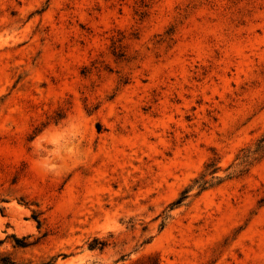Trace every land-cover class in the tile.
I'll list each match as a JSON object with an SVG mask.
<instances>
[{
    "label": "rangeland",
    "instance_id": "rangeland-1",
    "mask_svg": "<svg viewBox=\"0 0 264 264\" xmlns=\"http://www.w3.org/2000/svg\"><path fill=\"white\" fill-rule=\"evenodd\" d=\"M0 264H264V0H0Z\"/></svg>",
    "mask_w": 264,
    "mask_h": 264
}]
</instances>
